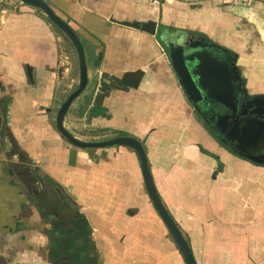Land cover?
<instances>
[{
	"label": "crops",
	"instance_id": "obj_1",
	"mask_svg": "<svg viewBox=\"0 0 264 264\" xmlns=\"http://www.w3.org/2000/svg\"><path fill=\"white\" fill-rule=\"evenodd\" d=\"M45 1L87 51V91L65 126L85 141L129 135L143 144L197 264H264V162L210 134L164 43L166 35L208 38L237 55L248 90L263 94L264 0L252 8L232 0ZM135 21L154 22L156 34L124 25ZM74 53L42 11L0 1V264H186L147 194L137 153L80 149L57 131L58 109L79 82ZM135 72L139 85L113 89L104 114L94 115L102 85ZM86 124L104 134L91 136ZM31 166L44 186L30 180ZM46 189L75 208L53 214Z\"/></svg>",
	"mask_w": 264,
	"mask_h": 264
},
{
	"label": "water",
	"instance_id": "obj_2",
	"mask_svg": "<svg viewBox=\"0 0 264 264\" xmlns=\"http://www.w3.org/2000/svg\"><path fill=\"white\" fill-rule=\"evenodd\" d=\"M13 1H18L22 4L37 8L42 11L50 20V22L68 38L71 45L76 51L79 60V83L75 86L69 96L62 102L61 106L58 109L56 116L57 131L71 145L84 150H97L116 146L127 147L134 150L139 157L146 191L154 208L156 209L168 232L177 245L182 257L185 260V263L197 264L187 240L170 215L169 211L166 209L155 187V183L153 181V177L149 168L147 154L143 144L136 137L129 135L117 136L100 141H85L77 138L65 126V119L71 106L80 96L84 94L89 82L87 51L78 34L63 18H61L54 12V10L45 0ZM124 25L136 29H141L152 35L156 34L157 26L154 22L141 23L135 21L125 22ZM191 46L190 48H192ZM165 48L167 50L172 68L179 80L180 86L182 87V90L184 91V94L191 106H197L199 102L205 97H210L225 106H230V103L234 98V90L232 88L233 82H244L241 76L242 71L236 65L235 60L238 57L235 53L225 49L224 51L226 53H229L233 56L234 61H232V63H229L228 61L221 62L216 59L210 58L207 53L200 52L202 51V48L204 49V47L192 48L193 52L187 50L182 42V38H178V41L165 42ZM203 92L207 93L205 97L203 95ZM2 115L3 125L0 138L6 141L5 129L7 125V109H4L2 111ZM225 119L228 120V118ZM236 121H238V123H236V125L238 124V127L235 126V128H238V131H240V128L242 127H239L240 122L247 124V126L239 132V138H241L244 143L247 139V142H249L256 132L255 129H253L252 127L250 128V126L248 125L249 121L246 120V118L242 121H239L238 119ZM249 157L252 160L261 162L257 158H253L252 156ZM31 171L34 174L35 178L38 180V187L40 188L44 186L43 178L36 172L33 166H31Z\"/></svg>",
	"mask_w": 264,
	"mask_h": 264
},
{
	"label": "flooded vegetation",
	"instance_id": "obj_3",
	"mask_svg": "<svg viewBox=\"0 0 264 264\" xmlns=\"http://www.w3.org/2000/svg\"><path fill=\"white\" fill-rule=\"evenodd\" d=\"M177 37L182 38L184 46L191 52H193L192 48L204 47L200 52L207 53L210 58L221 62L228 61L229 63L234 61L233 56L226 53L223 47L213 43L204 36L181 34ZM190 46L192 48H190ZM237 60L238 58L235 60L238 66ZM241 76L244 82L236 81L232 84L234 98L229 107L210 97L206 98V92H203L205 98L201 100L197 106L193 107L190 103L189 104L197 117L221 146L232 152L236 151L248 158L252 156L264 162V93H250L243 73H241ZM225 118H228V120ZM245 118L249 121L248 125L250 128L252 127L256 132L249 142H247V139L244 143L242 139L239 138V132L243 130L247 124L240 122L239 127L242 126L240 131H238V128L236 129L235 126L238 127V124L236 125V123H238V121H236L237 119L242 121ZM59 196L60 206L63 203L67 206L65 208H75L74 204L66 196L61 193ZM55 205L56 203L53 202L52 207ZM53 214H56V211Z\"/></svg>",
	"mask_w": 264,
	"mask_h": 264
},
{
	"label": "trees",
	"instance_id": "obj_4",
	"mask_svg": "<svg viewBox=\"0 0 264 264\" xmlns=\"http://www.w3.org/2000/svg\"><path fill=\"white\" fill-rule=\"evenodd\" d=\"M142 72L127 73L123 78H113L111 84L104 83L102 85V94L98 96L97 102L99 105L95 106L93 110L94 115L104 114L105 110L101 107L103 99L113 90H128L137 87L140 83Z\"/></svg>",
	"mask_w": 264,
	"mask_h": 264
},
{
	"label": "rangeland",
	"instance_id": "obj_5",
	"mask_svg": "<svg viewBox=\"0 0 264 264\" xmlns=\"http://www.w3.org/2000/svg\"><path fill=\"white\" fill-rule=\"evenodd\" d=\"M1 1V0H0ZM2 1H7V0H2ZM8 1H11V0H8ZM58 31H60L59 29H58ZM60 33H62L61 31H60ZM63 34V33H62ZM64 35V34H63ZM65 36V35H64ZM170 41H178V37H176L175 35H173V36H168V35H166V36H164V43L165 42H170ZM65 42H66V47L68 48V49H70L73 53L74 52H76L75 51V49L73 48V46L71 45V43H70V41L68 40V38L65 36ZM75 54V53H74ZM75 56V55H74ZM77 56V55H76ZM77 59H78V57H77ZM77 62H79V60H77ZM79 83V82H78ZM78 85V84H77ZM72 91H73V89H72ZM86 91H87V89H86ZM85 93V92H84ZM86 129V130H85ZM82 130H85L87 133H91L92 135L91 136H95V135H103L104 134V132L103 131H101V132H99V131H95V130H91V128H89V125H84V126H82ZM100 141V140H99ZM264 150V149H263ZM21 161L23 160V161H25L24 160V156L21 154ZM28 169H29V176H30V180L33 182V184H37L38 183V180L33 176V174L31 173V170H30V168L29 167H27ZM27 172H28V170H27ZM50 192H52V190L50 189H46L45 190V193L46 194H50ZM56 194V192L55 191H53L50 195L55 199V203H56V205L54 206V207H52V209H51V211H57L58 210V206L60 205L59 204V202H60V196H58L57 194ZM61 206H65V207H67L66 206V204H63L62 203V205ZM69 208H66V210H68ZM67 213H68V211H66ZM53 215V214H52ZM57 222V221H56ZM55 222V223H56ZM172 238V237H171ZM88 251V250H87ZM95 257V256H94ZM93 257V258H94Z\"/></svg>",
	"mask_w": 264,
	"mask_h": 264
},
{
	"label": "built area",
	"instance_id": "obj_6",
	"mask_svg": "<svg viewBox=\"0 0 264 264\" xmlns=\"http://www.w3.org/2000/svg\"><path fill=\"white\" fill-rule=\"evenodd\" d=\"M235 5L242 6L245 8H252L256 0H232Z\"/></svg>",
	"mask_w": 264,
	"mask_h": 264
}]
</instances>
